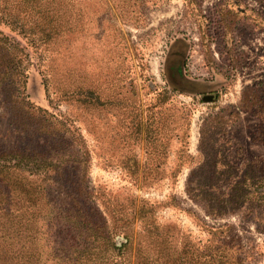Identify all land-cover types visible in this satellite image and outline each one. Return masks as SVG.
<instances>
[{
  "label": "rangeland",
  "instance_id": "rangeland-1",
  "mask_svg": "<svg viewBox=\"0 0 264 264\" xmlns=\"http://www.w3.org/2000/svg\"><path fill=\"white\" fill-rule=\"evenodd\" d=\"M0 40V77L18 61L31 103L0 85V156L36 174L16 172L9 195L0 182L1 227L23 207L39 228L24 252L46 261L71 195L78 216L121 227L119 249L132 236L178 264H264V0H0ZM62 155L80 162L59 169ZM220 192L238 204L209 215Z\"/></svg>",
  "mask_w": 264,
  "mask_h": 264
},
{
  "label": "trees",
  "instance_id": "trees-1",
  "mask_svg": "<svg viewBox=\"0 0 264 264\" xmlns=\"http://www.w3.org/2000/svg\"><path fill=\"white\" fill-rule=\"evenodd\" d=\"M1 41V40H0ZM15 63V74L13 77L1 78L0 77V85L2 86L6 82V87L10 88L11 97L9 96L11 102L15 105H20L23 107L29 106L31 103L28 100L29 96L26 94V83H27V74H24V70L20 69V65L18 61H14ZM28 71V70H27ZM30 107V106H29ZM257 116H262L261 113H256ZM8 156V155H7ZM19 156V155H17ZM25 155L22 156L24 158ZM63 159L60 161L58 168L61 169L63 167H68L69 164L74 162H80L78 155H62ZM82 160H85L87 155H83ZM7 157L0 156V182L4 181V188L6 190V194L9 195L8 185L14 184L13 178L16 172H27V169H21L18 164L12 163L6 159ZM68 158V160H65ZM84 158V159H83ZM27 178L31 176H36L33 171H28ZM49 175V174H47ZM46 177V175H44ZM19 177V174H18ZM17 179V183L23 182V180L27 179L22 176L20 179ZM22 186V185H21ZM214 188L218 191L217 185ZM21 189V194L25 193V189ZM16 190V188H15ZM13 194L16 191H12ZM190 194V191H188ZM27 194V193H26ZM84 194H88L85 192ZM89 195V194H88ZM229 200H223V194L220 192L215 193L214 196L217 199V205L211 206L210 209L207 210V213L212 216H223L225 213H229L233 211V206L238 204L237 198L239 196L226 194ZM71 198V203L69 209L67 211V216L63 219L67 221L65 223H61L59 227H57L58 237L56 240L53 239V242H56L52 249L47 253L46 261L43 260V257L46 253L37 251L35 253L24 252L22 248H25L26 236L25 233L30 231V236L36 237L39 233V228L37 225L33 224L29 220H25V215L27 214L26 210H23V207L17 209L18 214L21 216V220L13 224H6L1 227L0 225V264H47L51 261L52 264H178L181 260L179 258L170 260V255L166 252H160L158 254L144 253L137 246H134V239L132 236H126L128 242L123 245L121 249H119L115 243L113 242L114 236L117 234H122L123 230L119 225L112 224L107 218L99 216L97 209L95 210V214L98 215V220L93 222L89 221V219L85 216L83 211H80V215L78 216V211L76 212L74 208L77 207L76 204L77 199ZM239 199V198H238ZM3 209L0 208V212ZM75 214V216L71 217L70 214ZM154 208L143 206L142 209H138L135 212V217L137 216L139 220L147 221L149 218L153 217ZM82 214V215H81ZM86 218V222L82 224V228H79L77 225V220H83ZM33 219V218H32ZM31 222V223H29ZM210 230L214 235L223 231L222 227L210 226ZM35 230V231H34ZM77 230V231H76ZM78 231L81 232L78 235ZM101 236L103 240L106 242V250L103 252L100 250L99 242L101 240ZM83 240L80 242L84 244L83 250H76L74 246V242L78 245V240ZM14 240L16 242H14ZM52 242V243H53ZM61 242V243H60ZM155 257V258H154ZM208 264H224L220 256H210Z\"/></svg>",
  "mask_w": 264,
  "mask_h": 264
},
{
  "label": "flooded vegetation",
  "instance_id": "flooded-vegetation-1",
  "mask_svg": "<svg viewBox=\"0 0 264 264\" xmlns=\"http://www.w3.org/2000/svg\"><path fill=\"white\" fill-rule=\"evenodd\" d=\"M166 73L170 80L178 85L182 86L185 84L187 75L183 67V61L179 57L170 56L166 62Z\"/></svg>",
  "mask_w": 264,
  "mask_h": 264
},
{
  "label": "water",
  "instance_id": "water-1",
  "mask_svg": "<svg viewBox=\"0 0 264 264\" xmlns=\"http://www.w3.org/2000/svg\"><path fill=\"white\" fill-rule=\"evenodd\" d=\"M212 99H214V96L213 95H205V96H203V100L204 101H209V100H212ZM123 240L125 241V243L128 242L126 239H123ZM119 246H122V244L119 243Z\"/></svg>",
  "mask_w": 264,
  "mask_h": 264
}]
</instances>
